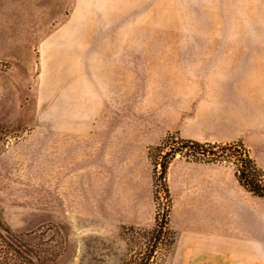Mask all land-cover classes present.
<instances>
[{"label":"crops","instance_id":"0c3cea01","mask_svg":"<svg viewBox=\"0 0 264 264\" xmlns=\"http://www.w3.org/2000/svg\"><path fill=\"white\" fill-rule=\"evenodd\" d=\"M73 4L0 0V57L12 58L23 72L36 57L55 56L60 59L46 66L68 74L84 50V34L71 31L65 16ZM115 66L100 71L101 83L116 78ZM71 74L77 84V69ZM6 80L0 90L19 88L15 76ZM53 86L38 88L33 112L14 91H1L0 121L33 127L0 153V200L28 201L27 221L6 215L22 231L44 225L68 233L75 248H108L119 263L124 228L156 225L149 150L171 132L200 142L243 141L264 170L254 149L264 137V100H127L125 92L117 98L111 90L92 100L89 115L83 97L69 100L67 84L61 81L59 98ZM166 178L174 241L164 264H264V196L234 166L176 157Z\"/></svg>","mask_w":264,"mask_h":264},{"label":"rangeland","instance_id":"374dc122","mask_svg":"<svg viewBox=\"0 0 264 264\" xmlns=\"http://www.w3.org/2000/svg\"><path fill=\"white\" fill-rule=\"evenodd\" d=\"M65 16L71 31L84 34L83 53L73 58L68 74L46 66L60 59L55 56L36 57L33 69L23 72L12 58L0 57V82L15 76L19 85L15 90L3 86L0 98L1 91L12 90L33 112L38 88L51 81L59 98L62 81L69 100L84 98L89 115L92 100L111 90L117 98L125 92L127 100H264V0H74ZM109 63H116V78H111L116 82L101 83L100 71ZM32 129L0 121V153ZM238 142L258 166L250 147ZM255 148L264 162V137ZM232 159L224 160L231 164ZM166 197L158 201L163 205ZM14 205L0 200V264H164L171 247L170 230L158 235L155 228L125 227V254L117 263L108 248H75L68 233L50 232L44 225L20 230L6 215L27 221L28 201Z\"/></svg>","mask_w":264,"mask_h":264},{"label":"trees","instance_id":"16d2710c","mask_svg":"<svg viewBox=\"0 0 264 264\" xmlns=\"http://www.w3.org/2000/svg\"><path fill=\"white\" fill-rule=\"evenodd\" d=\"M170 134H167L160 144L154 145L150 147L149 153L150 157L154 163V197L157 204L158 199V192L155 188L156 183L159 184V188L164 191L166 194V203L168 205H171L170 201V194H169V188L166 178L167 168L174 159L176 152L181 151L184 148H188L190 151L196 153V152H210L212 153L214 147H220L221 150L226 151V149L233 150L234 154L241 155V167L239 170H237L240 179L242 182L254 193L264 196V185L260 182V176L262 174L261 169L257 166L255 161L249 156L248 153H243L239 150L238 146L236 145L238 141H232V142H226V143H212V142H200L193 139H186L178 136L176 140L173 141V147L171 150L165 153L163 155V159L161 162V171L160 175H157V158L162 154L164 147L168 144L169 140L171 139ZM237 146V147H236ZM236 147V149H233ZM239 151V152H238ZM218 152V151H216ZM169 210L164 212L163 216H160L159 212V206L157 205V221L155 225V229L157 230V234L164 233L165 231H168L170 229H166V224L169 222ZM171 231V230H170ZM171 233V232H170ZM174 241V234L172 232V239L170 240V243L172 244ZM19 249V248H18ZM18 253H22V250H18Z\"/></svg>","mask_w":264,"mask_h":264},{"label":"built area","instance_id":"2783aa9c","mask_svg":"<svg viewBox=\"0 0 264 264\" xmlns=\"http://www.w3.org/2000/svg\"><path fill=\"white\" fill-rule=\"evenodd\" d=\"M171 136V139L169 140L168 144L164 147V150L162 153L168 152L169 150L172 149L173 147V141L176 140L178 138V134L176 132H171L169 133ZM240 149H242V147L240 146V142H238L236 144ZM9 146V144H8ZM236 146V147H237ZM236 147H234L236 149ZM167 149V151H165ZM230 149H226V151L221 150L220 147H214L212 153L206 151V152H192L190 151L188 148H184L181 151H177L176 155L174 158L176 157H181V158H186V159H192V160H202V161H211V162H217V163H224V164H230L227 163L226 160L224 159H232V156H236L235 158L233 157V162L230 164L232 166H234L236 168V170H239L241 167V155L238 154H234L231 152H228ZM218 151V152H216ZM244 153V152H243ZM246 153V152H245ZM239 156V157H238ZM163 159V155H160L156 162H157V175H160V171H161V162ZM173 160V159H172ZM155 168V167H154ZM157 192H158V199H157V205L159 206V212H160V216H163L164 212H166L167 210H169L170 205H168L166 202H163V205L160 201L159 196H162L164 194V191L162 189L159 188V184L156 183L155 186ZM169 229L168 224H166V229Z\"/></svg>","mask_w":264,"mask_h":264}]
</instances>
